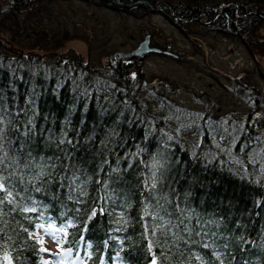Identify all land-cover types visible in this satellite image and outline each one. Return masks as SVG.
<instances>
[{
    "label": "trees",
    "instance_id": "obj_1",
    "mask_svg": "<svg viewBox=\"0 0 264 264\" xmlns=\"http://www.w3.org/2000/svg\"><path fill=\"white\" fill-rule=\"evenodd\" d=\"M52 1L0 0V30L16 33ZM78 1L128 15L154 9L182 35L261 46L264 0ZM3 41L0 264H42L34 231L46 222L64 227L68 263L264 264L257 112L237 123L188 115L158 91L144 101L135 62L93 66Z\"/></svg>",
    "mask_w": 264,
    "mask_h": 264
},
{
    "label": "rangeland",
    "instance_id": "obj_2",
    "mask_svg": "<svg viewBox=\"0 0 264 264\" xmlns=\"http://www.w3.org/2000/svg\"><path fill=\"white\" fill-rule=\"evenodd\" d=\"M15 28L18 33L0 30V38L3 42L13 40L16 49L26 52L32 48L44 54L41 47H54L58 49L53 57L79 54L93 66L103 65L116 52L136 48L144 30L153 47L168 49L178 57L152 54L136 63L134 67L141 75L139 96L144 101L154 102L149 93L158 91L160 98L182 105L190 112L188 115L206 110L236 123L245 121L244 113L257 112V136L264 141V25L255 33L261 46L247 49L238 40L207 30L202 36L182 35L168 17L154 9L128 15L78 0H55L44 4L40 18ZM65 35L69 40L59 44L57 40ZM184 137L198 140L193 131ZM251 160L264 172L263 145L255 147ZM64 236L63 226L48 222L36 226L34 238L41 244L42 264H82L78 259L68 263L69 254L60 250Z\"/></svg>",
    "mask_w": 264,
    "mask_h": 264
},
{
    "label": "water",
    "instance_id": "obj_3",
    "mask_svg": "<svg viewBox=\"0 0 264 264\" xmlns=\"http://www.w3.org/2000/svg\"><path fill=\"white\" fill-rule=\"evenodd\" d=\"M142 34L143 40L137 45L136 48L127 52H116L112 56H110V60L121 63H142L150 54H164L174 59L178 58L175 54L171 52L162 51L156 47H152L150 45V35L146 34L144 30L142 31Z\"/></svg>",
    "mask_w": 264,
    "mask_h": 264
},
{
    "label": "bare ground",
    "instance_id": "obj_4",
    "mask_svg": "<svg viewBox=\"0 0 264 264\" xmlns=\"http://www.w3.org/2000/svg\"><path fill=\"white\" fill-rule=\"evenodd\" d=\"M162 51H168V52H170L168 49H162ZM150 55H152V54H150ZM154 55V54H153ZM155 55H163V56H166V57H170V56H168V55H164V54H155Z\"/></svg>",
    "mask_w": 264,
    "mask_h": 264
},
{
    "label": "snow or ice",
    "instance_id": "obj_5",
    "mask_svg": "<svg viewBox=\"0 0 264 264\" xmlns=\"http://www.w3.org/2000/svg\"><path fill=\"white\" fill-rule=\"evenodd\" d=\"M153 264H155V261H153Z\"/></svg>",
    "mask_w": 264,
    "mask_h": 264
}]
</instances>
